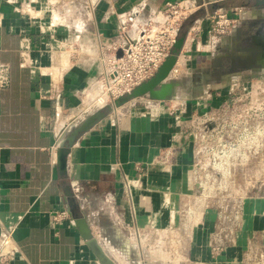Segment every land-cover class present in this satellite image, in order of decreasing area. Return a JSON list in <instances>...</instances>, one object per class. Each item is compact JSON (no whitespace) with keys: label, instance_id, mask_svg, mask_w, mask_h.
Returning a JSON list of instances; mask_svg holds the SVG:
<instances>
[{"label":"crops","instance_id":"0c3cea01","mask_svg":"<svg viewBox=\"0 0 264 264\" xmlns=\"http://www.w3.org/2000/svg\"><path fill=\"white\" fill-rule=\"evenodd\" d=\"M181 1L194 12L181 29L186 37L170 74L177 97H142L114 109L76 139L60 169L61 135L102 101L95 96L101 71L95 39L118 40L121 14L138 11L145 21L166 2ZM232 1L0 0V245L1 227L11 231L0 253L7 264H98L73 216L85 219L115 264L144 259L133 243L135 227L145 236L177 224L178 195L187 192L186 170L195 158L187 121L225 94L232 66L210 83L240 26L215 49L196 30L216 9L231 11ZM200 88L199 97L181 98ZM137 175L142 188L127 201L123 180ZM62 212L67 218L55 222ZM206 252L193 246L183 254L208 264Z\"/></svg>","mask_w":264,"mask_h":264},{"label":"rangeland","instance_id":"374dc122","mask_svg":"<svg viewBox=\"0 0 264 264\" xmlns=\"http://www.w3.org/2000/svg\"><path fill=\"white\" fill-rule=\"evenodd\" d=\"M255 2L233 0L229 4L231 13H239L236 28L240 26V29L235 35L236 28L232 31L230 36H234L228 51L220 52L215 65L220 71L215 72V82L210 83L218 84L223 80L221 75L230 65L232 75L226 82L227 89L223 96H217L209 110L195 113L187 121L186 129L195 133L196 120L209 114L212 120L208 128L214 131L211 138L201 142L193 140L195 158L186 170L187 192L178 195L183 206L173 211L177 224L167 226L160 234L145 235L146 238L138 236L140 229L135 227L133 243L137 245L136 249L143 251L144 259L133 257L125 264L141 261L145 264H197L194 258L183 254L193 246L196 251L207 250L208 264H264V112L258 113L260 110L250 104L257 94L264 105V96L260 92L264 90V69L239 65L247 64L257 52L251 37H264V6L257 7ZM226 60L231 61L230 64ZM231 88L233 91L229 94ZM99 91L98 86L95 96ZM201 92V88L188 90L189 97L183 94L181 98H196ZM98 97L102 99L104 94ZM103 103L102 99L99 106ZM245 120L252 137L255 127H262L259 140L238 145ZM228 126L235 128L230 130ZM152 252L161 253V259L153 260L157 255Z\"/></svg>","mask_w":264,"mask_h":264},{"label":"built area","instance_id":"2783aa9c","mask_svg":"<svg viewBox=\"0 0 264 264\" xmlns=\"http://www.w3.org/2000/svg\"><path fill=\"white\" fill-rule=\"evenodd\" d=\"M193 12V9L186 7L181 1L166 2L152 17L145 21L139 19L138 11L129 15L124 13L118 17V40L107 43L99 37L95 39L98 60L101 65L96 85L100 88L99 95L104 94V105L107 102L113 103L154 76L169 55L183 23L189 19ZM238 18V11L231 13V11L228 12L224 9H216L206 16L207 25L205 29L198 28L196 33L204 34L205 46L215 49L223 38L231 35L236 28ZM72 50L73 54H75L76 49L73 47ZM118 53H120L119 56ZM1 72L2 70L0 69ZM1 83H3V80H1ZM232 91V88L229 89V94ZM260 92L264 96V90ZM256 95L255 98L250 100V104L252 106L255 105V110H260L258 113L264 112V107L262 108L264 105L262 101L259 102V97ZM95 104L98 106L96 101ZM211 120L212 118L209 117V114L196 120L194 126L196 130L194 138L196 140L199 139L201 142L213 137L214 130L208 128ZM242 124L244 129L239 137L242 140H238V145L248 143L250 140L257 142L262 127L260 128L257 125L254 132L255 136L252 137L248 131L247 121L245 120ZM228 128L231 130L235 126H228ZM141 188L142 182L139 175L132 178H124L122 190L127 201H131L133 191ZM65 218H67V214L64 212L53 215L55 222ZM1 231L2 242L0 247L2 248L11 241V231L4 227H1ZM7 261V256L0 253V264H7Z\"/></svg>","mask_w":264,"mask_h":264},{"label":"water","instance_id":"95a60500","mask_svg":"<svg viewBox=\"0 0 264 264\" xmlns=\"http://www.w3.org/2000/svg\"><path fill=\"white\" fill-rule=\"evenodd\" d=\"M257 7L264 6V0H256ZM186 32L180 31L175 44L169 55L158 68L157 72L148 81L135 87L130 93L118 98L110 105H103L94 112L83 118L78 124H72L70 128L61 135L57 151V165L60 169H65L68 150L73 146L76 139L89 131L103 119H105L114 109L120 108L131 100L147 97L153 101H166L171 99L179 84L170 79V74L177 63V58L181 53ZM252 44L257 47L255 56L247 64H239L244 68L257 67L264 69V37H251ZM120 53H118L119 56ZM74 223L83 236L85 245L92 253L98 264H115L105 253L99 242L91 234V231L83 217L73 216Z\"/></svg>","mask_w":264,"mask_h":264},{"label":"bare ground","instance_id":"6f19581e","mask_svg":"<svg viewBox=\"0 0 264 264\" xmlns=\"http://www.w3.org/2000/svg\"><path fill=\"white\" fill-rule=\"evenodd\" d=\"M99 92H100V91H99ZM99 92H98V93H99ZM101 95H103V94H101ZM101 95H100V96H101ZM98 96H99V94L97 95V97H98ZM98 98H100V97H98ZM102 99H103V97H102ZM102 106H103V105H102ZM100 107H101V106H100Z\"/></svg>","mask_w":264,"mask_h":264}]
</instances>
